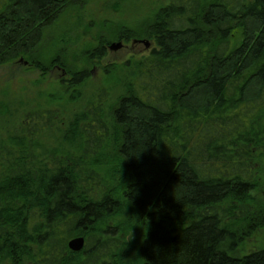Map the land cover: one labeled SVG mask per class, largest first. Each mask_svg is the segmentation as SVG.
I'll return each mask as SVG.
<instances>
[{"label":"trees","instance_id":"obj_1","mask_svg":"<svg viewBox=\"0 0 264 264\" xmlns=\"http://www.w3.org/2000/svg\"><path fill=\"white\" fill-rule=\"evenodd\" d=\"M69 2L0 0V65L34 59ZM148 36L157 48L126 76L107 115L103 88L75 114L64 149L36 152L53 120L31 112L22 130L34 139L16 137L0 155V264H264V249H242L264 228L255 197L264 0H171ZM88 55L101 60L107 47ZM89 78L71 72L67 89ZM135 229L138 245L125 242ZM79 237L85 248L73 252Z\"/></svg>","mask_w":264,"mask_h":264},{"label":"rangeland","instance_id":"obj_2","mask_svg":"<svg viewBox=\"0 0 264 264\" xmlns=\"http://www.w3.org/2000/svg\"><path fill=\"white\" fill-rule=\"evenodd\" d=\"M170 1L70 0L57 21L43 30L34 59L20 56L0 65V155L11 148L9 143L16 137L24 142L34 139L22 130L31 112L47 111L53 120L34 139L36 152L53 151L56 144L64 149L62 139L75 114L83 111L103 88L111 95L105 108L107 115L126 76L157 48L156 40L148 36L149 27ZM125 30L135 32V37L129 41L121 38ZM120 45L119 50H111ZM99 46L107 47V55L101 60L92 59L88 51ZM78 70L89 71V80L78 88L67 89L71 72ZM261 163L264 166V160ZM260 189L255 197L257 206L263 207L264 169ZM132 223L136 225V220L132 219ZM139 238L141 231L135 229L124 241L138 245ZM242 249L246 253L264 249V228L247 237Z\"/></svg>","mask_w":264,"mask_h":264},{"label":"water","instance_id":"obj_3","mask_svg":"<svg viewBox=\"0 0 264 264\" xmlns=\"http://www.w3.org/2000/svg\"><path fill=\"white\" fill-rule=\"evenodd\" d=\"M122 46H112L111 50H119ZM147 48H150L149 44H147L146 46ZM86 245L85 239L82 237L73 239L70 243H69V247L73 252H81L84 250Z\"/></svg>","mask_w":264,"mask_h":264}]
</instances>
